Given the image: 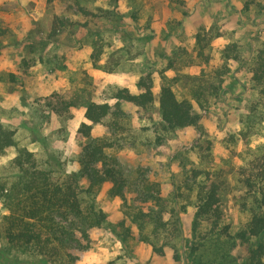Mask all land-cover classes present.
<instances>
[{
	"label": "rangeland",
	"instance_id": "rangeland-1",
	"mask_svg": "<svg viewBox=\"0 0 264 264\" xmlns=\"http://www.w3.org/2000/svg\"><path fill=\"white\" fill-rule=\"evenodd\" d=\"M77 1L96 17L78 13ZM182 1L0 0V123L17 140L0 152V185L16 179L11 162L19 149L58 177L77 171L83 144L76 132L87 122L86 106L113 105L116 90L136 94L139 80L150 77L153 106L122 103L129 128L97 125L93 136L111 137L115 146L108 153L118 165L158 182L164 197L182 193L181 255L192 238L198 171L220 185L221 208L233 230L244 226V206L252 201L246 181L264 170V94L252 81L255 56L264 47V0ZM56 16L72 24L52 35ZM164 85L191 100L197 126L163 129L158 98ZM109 189L105 185L96 199L108 224L90 231L86 248L71 251L75 264H188L185 256L174 261L170 247L164 256L154 254L130 222V237L121 228L116 233L122 201ZM0 204L1 221L8 211ZM0 249V264H38L32 255H7L2 242Z\"/></svg>",
	"mask_w": 264,
	"mask_h": 264
},
{
	"label": "trees",
	"instance_id": "trees-1",
	"mask_svg": "<svg viewBox=\"0 0 264 264\" xmlns=\"http://www.w3.org/2000/svg\"><path fill=\"white\" fill-rule=\"evenodd\" d=\"M174 2L184 4L182 0ZM249 4H245L246 9ZM77 11L86 17H96L79 1ZM71 24L56 16L52 35ZM83 26L87 28V24ZM198 41L202 44L203 40L199 37ZM205 46L203 43L201 47ZM198 54L204 56L202 49ZM24 64L29 66L26 61ZM252 81L264 94V47L255 56ZM137 86L140 91L136 94L127 88L116 90L113 105L91 102L86 106L87 122L76 132L77 140L83 144L77 171L58 177L55 172L40 168L32 152L19 149L11 162L18 170L16 179L10 185H0V199L8 211L0 221V242L5 253L32 255L38 264H75L77 257L71 251L86 248L83 242H90V231L108 224L107 214L98 207L96 199L109 184L108 193L122 201L124 215L114 231L117 233V228H121L125 238L130 237L131 228L127 225L130 222L154 254L164 256L165 249L170 247L176 262L183 261L185 256L188 264H264V170L246 181L252 200L248 208L244 206L248 220L235 231L221 208L220 185L206 171L195 173L199 179L194 189L192 238L185 240L186 250L181 255L184 248L181 213L187 211L185 206L178 205L182 193L164 197L158 182L145 174L142 177L129 173L118 165L108 153L115 146L111 137L93 136L97 125H106L111 130L129 128V116L122 103L142 109L153 106L155 96L150 77L141 78ZM192 98L200 102L194 93ZM158 106L161 124L168 133L198 125L200 116L194 112L191 100L179 99L169 85L161 87ZM72 107V103H67L65 110ZM16 146L15 131L0 123V152Z\"/></svg>",
	"mask_w": 264,
	"mask_h": 264
},
{
	"label": "built area",
	"instance_id": "built-area-1",
	"mask_svg": "<svg viewBox=\"0 0 264 264\" xmlns=\"http://www.w3.org/2000/svg\"><path fill=\"white\" fill-rule=\"evenodd\" d=\"M0 205H2V204H0Z\"/></svg>",
	"mask_w": 264,
	"mask_h": 264
}]
</instances>
